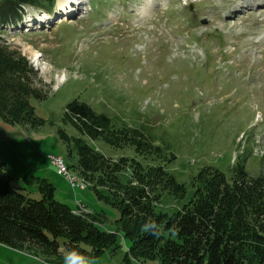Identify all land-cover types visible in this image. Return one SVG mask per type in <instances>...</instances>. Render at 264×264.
<instances>
[{
  "label": "rangeland",
  "instance_id": "374dc122",
  "mask_svg": "<svg viewBox=\"0 0 264 264\" xmlns=\"http://www.w3.org/2000/svg\"><path fill=\"white\" fill-rule=\"evenodd\" d=\"M69 1L54 0L50 10H44L53 13L63 2L69 14L73 9ZM82 1L80 14L71 21L60 18L59 23L51 16L43 26L0 29L9 48L26 56L37 70L32 85L46 95L33 100L41 125L12 124L0 117V165L17 186L39 199L36 177L57 172L49 155L63 157L69 166L77 164L76 146L59 132L82 136L65 116L66 106L74 100L110 116L118 126L140 128L168 148L171 160L164 161L166 168L186 184L187 193L184 198L163 193L159 210L188 202L192 179L203 167L214 166L230 176L234 161L244 158L252 175L264 173V2L238 14L237 7L253 0ZM25 10L26 17H38L43 9ZM45 64L49 68L44 69ZM85 138L107 156L142 159L129 144L116 148L102 138ZM70 171L79 172L74 167ZM60 179L54 182L62 185L58 200L79 206L78 213H84L85 206L87 212H104L100 226L117 230L122 213L118 206L99 198L93 187L74 189L69 180ZM58 240L68 264L86 256L70 252L65 238ZM120 245L116 252L86 257L92 264H129L125 253L131 240L120 236ZM24 250L36 259L47 257L39 248L26 245ZM10 254L12 261L45 264ZM131 263L162 264L135 259Z\"/></svg>",
  "mask_w": 264,
  "mask_h": 264
},
{
  "label": "trees",
  "instance_id": "16d2710c",
  "mask_svg": "<svg viewBox=\"0 0 264 264\" xmlns=\"http://www.w3.org/2000/svg\"><path fill=\"white\" fill-rule=\"evenodd\" d=\"M53 2L3 0L0 25L21 20L25 5L50 10ZM34 75L38 72L27 57L0 37V117L5 121L43 123L33 100L46 95L32 85ZM66 108V119L82 135L59 130L77 148V164L69 167L91 183L99 198L121 209L117 230L100 226L104 212L78 213L58 200L56 186L46 177H36L41 198L30 196L0 165V243L20 251H26V245L39 248L52 264H61V237L73 253L97 258L108 250L116 252L120 236L131 240L125 253L129 264L134 259L162 264H264V173L252 175L244 158L234 161L230 176L217 167H203L192 179L194 190L188 202L170 211L159 210L163 193L177 198L187 193L186 184L166 168L164 161L171 160L168 148L150 140L140 128L118 126L86 103L74 100ZM86 136L102 138L116 148L129 144L142 159L107 156ZM148 223L157 224L160 235L145 231Z\"/></svg>",
  "mask_w": 264,
  "mask_h": 264
},
{
  "label": "bare ground",
  "instance_id": "6f19581e",
  "mask_svg": "<svg viewBox=\"0 0 264 264\" xmlns=\"http://www.w3.org/2000/svg\"><path fill=\"white\" fill-rule=\"evenodd\" d=\"M78 1V4H80V5H82V3L83 2H81V0H77ZM256 1V3H257V5H259L260 4V2H262V0H255ZM80 2V3H79ZM249 3V2H248ZM67 4V3H66ZM243 4V3H242ZM70 5H72V4H70ZM245 6H247V5H245ZM60 8H61V10H60V12L62 13L61 14V18H64V19H62V20H66L67 22L68 21H71L70 19L71 18H67V16L66 17H62V16H65V14H67L66 12H67V9L69 8L67 5H65V3H61L60 4V6H59ZM73 9L71 10V13L72 12H75L76 10L77 11H79L80 10V6H75V5H73V7H72ZM242 8H244V5L243 6H239V7H237V12H240L241 11V9ZM70 9H68V11H69ZM66 11V12H65ZM71 13H69V14H71ZM59 16H57L56 17V21L55 22H58L59 21V23H61L60 22V20L59 19H57ZM58 20V21H57ZM61 20V21H62ZM51 21V19L50 18H47L46 16H44L42 19H41V22H44L43 24L45 25L47 22H50ZM63 22V21H62ZM43 24H41V23H39L38 25H43ZM30 25L31 26H33L34 24L31 22L30 23ZM29 25V26H30ZM38 25H37V27H38ZM34 57H36V59L37 60H40V54H38V52L37 51H35L34 53ZM43 68L44 69H47V68H49L48 67V65H44L43 66ZM61 80H65V75H63V77H61ZM52 156H54V155H52ZM60 157V156H59ZM60 159H61V163H63L64 164V166H65V169H66V174H67V176L69 177V179L72 181V182H74V183H76V184H78L80 187H83V188H87V181L86 180H84V179H80V178H78L75 174H73L71 171H70V169H69V167L67 166V164H66V162L64 161V159H63V157H60Z\"/></svg>",
  "mask_w": 264,
  "mask_h": 264
},
{
  "label": "crops",
  "instance_id": "0c3cea01",
  "mask_svg": "<svg viewBox=\"0 0 264 264\" xmlns=\"http://www.w3.org/2000/svg\"><path fill=\"white\" fill-rule=\"evenodd\" d=\"M8 172H10L9 168H8ZM48 177H49L48 179L51 180L53 183L54 182L56 183L58 180H61L60 179L61 177H63L65 179V181L68 182L66 177L64 175L58 173V171L56 173H54L52 170L49 171ZM59 186L62 187L61 182L59 183ZM60 187H56V194L58 192H59V194L61 193V190H59V189H61ZM75 195H76V193H75ZM11 252H17L19 257L23 256L21 260H24L25 257L33 258L27 251L16 250V249H14L12 247H9V246H7L5 244L0 243V256H1L0 260H2V264H25L24 261H22L23 263H21V262L19 263V261H17V258L14 261L10 260V256H11L10 253ZM44 259H47V258H44ZM42 262H44V261H42ZM45 264H47V263L45 262Z\"/></svg>",
  "mask_w": 264,
  "mask_h": 264
},
{
  "label": "clouds",
  "instance_id": "9594fccd",
  "mask_svg": "<svg viewBox=\"0 0 264 264\" xmlns=\"http://www.w3.org/2000/svg\"><path fill=\"white\" fill-rule=\"evenodd\" d=\"M145 231L151 233L152 235H160L159 226L155 223H148L147 225H145ZM69 251L72 252L73 250L69 249ZM61 264H67V259L62 258ZM77 264H92V261L89 257L80 256Z\"/></svg>",
  "mask_w": 264,
  "mask_h": 264
},
{
  "label": "built area",
  "instance_id": "2783aa9c",
  "mask_svg": "<svg viewBox=\"0 0 264 264\" xmlns=\"http://www.w3.org/2000/svg\"><path fill=\"white\" fill-rule=\"evenodd\" d=\"M49 157H50V159L52 160V162L57 166V168H58V172H59L60 174L65 175L66 178L71 182V184H72L73 187H75V188H80V186H79L78 184L72 182V181L69 179V177L67 176L65 166H64L63 163H61V159H60V157H59V156H52V155H50ZM80 189H81V188H80ZM79 203H81V202H79Z\"/></svg>",
  "mask_w": 264,
  "mask_h": 264
}]
</instances>
